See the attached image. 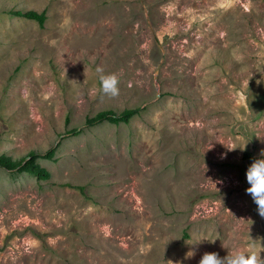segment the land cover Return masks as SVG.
<instances>
[{"label":"rangeland","instance_id":"1","mask_svg":"<svg viewBox=\"0 0 264 264\" xmlns=\"http://www.w3.org/2000/svg\"><path fill=\"white\" fill-rule=\"evenodd\" d=\"M29 11L43 27L14 15ZM52 150L47 180L0 167V264L264 257L246 192L264 158V0H0V156Z\"/></svg>","mask_w":264,"mask_h":264},{"label":"clouds","instance_id":"2","mask_svg":"<svg viewBox=\"0 0 264 264\" xmlns=\"http://www.w3.org/2000/svg\"><path fill=\"white\" fill-rule=\"evenodd\" d=\"M95 71L99 75L102 93L109 98H117L120 95L119 76L115 73L105 74L104 67L99 65L96 67ZM257 83L259 84L260 81H257ZM246 146L237 148L244 151ZM235 149L229 150L232 151ZM261 156H264V150H262ZM221 158H226V154ZM246 179L250 185V187L246 189V192L257 205L258 214L264 218V158L254 160L247 169ZM212 242L214 243L215 241ZM252 247L255 248V245ZM261 252L260 250H251L247 252L238 251L235 254L229 252V254L223 258L216 252H206L200 259L199 264H264V257L261 256ZM194 255L195 253L193 251H189L185 258H192ZM177 264H181V262H177Z\"/></svg>","mask_w":264,"mask_h":264},{"label":"trees","instance_id":"3","mask_svg":"<svg viewBox=\"0 0 264 264\" xmlns=\"http://www.w3.org/2000/svg\"><path fill=\"white\" fill-rule=\"evenodd\" d=\"M14 15L17 17H23L28 20L36 21L41 27H43L46 22V12H44L43 14H38L33 11H29L26 13L15 12ZM137 113V110H125L123 113H121V115L117 116L113 111H104L99 113L95 118L89 120L88 123L90 126H94L105 121H109L115 124H127ZM55 151L56 150H52L45 156L31 154L29 160L23 159L21 161H14L11 157L2 155L0 156V167L8 169L10 171H16L19 174L27 173L37 177L38 179L47 180L51 177V174L47 170L41 168V166L37 163V160L39 158L53 159Z\"/></svg>","mask_w":264,"mask_h":264}]
</instances>
